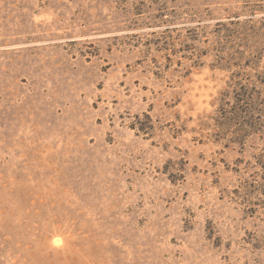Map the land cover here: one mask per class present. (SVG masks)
<instances>
[{"label":"rangeland","instance_id":"1","mask_svg":"<svg viewBox=\"0 0 264 264\" xmlns=\"http://www.w3.org/2000/svg\"><path fill=\"white\" fill-rule=\"evenodd\" d=\"M0 264H264V0H0Z\"/></svg>","mask_w":264,"mask_h":264}]
</instances>
